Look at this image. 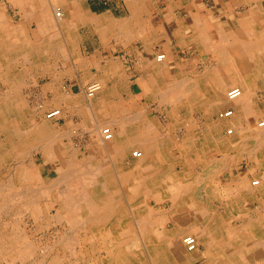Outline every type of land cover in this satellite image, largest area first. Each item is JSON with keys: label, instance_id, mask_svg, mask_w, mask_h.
<instances>
[{"label": "rangeland", "instance_id": "374dc122", "mask_svg": "<svg viewBox=\"0 0 264 264\" xmlns=\"http://www.w3.org/2000/svg\"><path fill=\"white\" fill-rule=\"evenodd\" d=\"M53 5L57 6V4ZM4 6L10 14L11 10L8 7L7 0L4 1ZM16 17L17 16L14 18L16 19ZM55 22L58 21L55 20ZM31 23L32 22L26 23L29 29L22 31L25 32L26 35L28 34L30 43L27 48L22 46V43L20 46H14L16 45L14 41L16 39L12 33L8 36L5 34V37L0 40V56H2L1 52L3 53L7 48L9 50L16 49V54L22 52L20 48L25 50L29 49L28 55L34 58L36 67V78H30L25 82L27 84L21 89L22 94L19 96L6 95L3 88H1V70L3 64L1 65L0 60V115L5 116L3 121L6 123V128H12V121L17 120V114L20 115V121L18 122H22L21 124L24 125L22 126L23 128L25 127V129H28L31 126L34 127L35 124L34 130L36 134H34L32 138L35 140H33L31 144L28 143L24 147V151L26 150L25 155H29L30 162L36 163L35 169L39 178L37 180L33 179L30 182L36 189L35 194L38 193V197L30 192V195L27 194L26 186H28V182L22 181L20 176L15 173L14 148L6 146L4 140L6 133L4 130L1 131L0 129V188H2L0 190V201L2 202L0 203V236L2 234L1 237L4 238L1 239L0 237V246L2 245L0 247V264H114L117 254L120 255L125 262L130 261L125 264H156L154 263V254L148 245L155 246V248L156 246L166 247L164 240L160 241V239L157 238L158 235H168L174 232L180 233L183 229L181 230L180 227L178 228L180 224L178 218L180 215L188 214L187 212L190 208L188 210L186 209L191 204L196 205V210L193 211L192 214H194L195 219L198 220L196 222L197 224L200 222L203 223L201 220L204 218H211V221H215L216 223L212 225L213 227L210 225L209 227L213 229L214 225H217V227L221 229L222 235L228 236L229 234L234 235L235 233L240 236L241 233H246L256 236V229L253 224L250 222L244 225L241 224L244 218L249 219V217H246L248 214L250 218L257 217L256 209L260 206V203L256 198L253 200L246 199L245 202L243 200L244 203H240V200L234 195L231 199L227 191L232 186L236 187V184L240 183L242 174L244 176L243 179H247V177L250 179L255 175H263L264 177V168L260 170L259 167L253 168L250 166L252 163V156L254 158H263L262 160L264 161V133L260 135V140L252 135L257 129L263 130V128H258L255 125L259 119L264 117V86L254 87L253 110L257 113L252 124L248 125L249 123L246 122V115L237 106H223L215 101L212 103L205 99L203 100L199 98L200 95L195 96L193 91L194 88L192 87H195L196 84L201 81L210 82L211 80H215L214 77L216 74L215 70L213 71L214 73H211V77H207L208 75L205 74L210 70L209 68H214L213 65H215L216 59L211 51L203 50L200 45L201 41L211 45L212 42L210 41L212 40L207 37L199 38L198 31H192L193 33L189 41H182V45L185 44V46L183 50H179V58L177 61L169 65L156 62L154 59L150 65L147 64L148 67H153L145 68L142 72L143 77L139 79V86L141 87L136 89L134 85H131V65L127 63V61L124 62L123 58L112 63L111 71L100 74L94 73L98 72L95 68L94 70H89L88 63L85 60L83 62L82 72L78 62L68 61L66 64L64 62L65 60H62V56L66 58V56L73 54V52L69 47L59 45V42L57 43L56 38L59 40V36H61L58 27H54V30L50 31H40L36 22ZM203 24L208 28L205 29L207 34L213 31L215 32V30L218 31L219 28L217 27L220 26L216 24L210 25L208 22ZM248 24L249 26L252 25L251 28L256 27L251 23ZM38 46L40 51L37 50ZM68 59H70L69 56ZM73 65H78L82 72L79 77L83 86L94 81L100 83V89L93 98H86L81 87L76 88V91L72 93L69 87L70 81H72L70 78L59 79L58 85L63 94L60 95L61 101H64L63 104L49 99V95H45L44 98L37 95L41 89L39 88V90L36 86L39 84L44 85V83L49 82L54 73L71 75L72 70H75ZM64 67H68L67 70L69 71L66 72ZM183 72H185L186 75ZM161 75H163L162 78H160ZM86 76H91L92 78L89 79L87 77L88 79H86ZM185 76L190 77L186 80ZM180 78L184 80L182 79L183 81H180ZM176 79L180 80L177 81ZM175 82H180L179 84L181 85L183 84L182 87L180 85V88L179 84L177 86ZM193 82L196 83H194L195 86ZM157 85L161 86L158 87ZM169 86L170 88H167L168 91L165 90L166 87ZM171 86L174 90H171ZM232 86L235 85H229L224 88L223 96L225 98L226 91ZM159 88L162 90L164 88V91H160ZM186 88H188L189 91L185 92L184 89ZM158 90L160 91L159 95L157 94ZM162 92L165 94V98ZM159 96H161V98ZM156 97L161 100L158 101ZM162 98L164 99L162 100ZM193 99L196 100L194 101ZM13 100H17L18 102L15 101L14 103ZM69 102H71V105ZM12 106L15 108L9 109ZM229 106L234 109L233 114L230 113L232 109L222 111ZM51 107L61 108V113L59 112L56 114L53 119H47L44 115L46 110ZM129 115L132 117L129 118ZM59 116L60 118L57 119ZM128 118L131 120L129 121ZM46 119L51 122L49 123L48 129L44 127L47 123L45 122ZM125 120H128V123H126L124 127V129H126V134L139 141L142 140L146 145L148 143L150 153L148 152V155L145 157V163L141 165L140 170L138 168L135 171L133 170L129 176L127 174L129 177L128 181H126L127 184L121 183L122 181L118 177L119 172L116 173V171H114L115 168L113 169V184L111 187L114 188V191H111H113L115 200L112 213L108 218L100 220L99 223L98 220L91 221V219L85 218L80 213L76 214L73 212V214L70 215L69 205L74 199L75 202L79 201L81 190L86 188L89 183L86 181L88 179H82L80 175V177L67 176L64 180L60 179L61 182L59 179L58 182L56 180L57 184L59 182V184H63H58V187L56 182H54L55 180L52 178L54 176L51 171L57 172L59 168L60 171L69 168V166H66V164L64 165V163L63 165L60 164L62 161L57 158L59 157L58 155L61 156L59 153H64L68 155V157L70 156L72 160H68L70 163L73 162V164H75L78 162V164H81L80 166L86 167L89 162H85V165L83 162L87 160L85 158L88 155L89 146H91L92 143L101 141L99 134L100 127L110 125L114 131V135H117L120 130L123 129L119 126H121ZM148 123L150 124L149 127H147L149 125ZM97 124H100V126L97 127ZM229 126L233 128L231 134L225 132V129ZM52 134L58 137H54ZM145 137L147 140H145ZM148 138L151 140H148ZM4 142L5 144L2 146ZM46 145L49 147H46ZM254 145H257L255 146L256 148H253ZM117 146V144L113 145V151ZM132 148L140 149L137 146ZM109 149H111V147H109ZM45 150L47 152L49 151L48 153L50 154L54 152V154L56 153L58 155L57 157L55 155L52 156L54 157L53 159ZM230 153L233 156L230 155ZM113 157L108 158L107 156V161L114 159ZM215 157H218V160L214 159ZM219 157H221V159ZM129 158L130 156L125 159L126 168L130 167V163H132L131 158ZM210 167H212L211 169H215L211 171ZM209 173L214 176L212 175L210 177ZM132 175H134L133 178L136 176L137 179L140 176L139 180L136 179V182L141 185L137 187L138 189H131V186L134 185L133 181H131ZM217 176L219 178L218 181L215 180ZM69 177H72V180H79L80 178L81 180H75L72 181L74 182L72 183ZM55 178H57V176ZM67 180L69 181L66 182ZM214 182L221 183L222 186L224 185V188L221 191H210L211 185L215 184ZM51 183H55V185ZM45 185L49 186L50 189L43 192L44 190L41 189V186ZM75 185L77 188H80V190L77 189L79 191H76ZM83 185L87 186L84 187ZM7 186H13L12 189H15L14 192L20 190V195L14 193L11 187L7 188ZM52 186L56 188L54 189ZM3 189L4 191H2ZM258 191L259 190H257L256 194L259 197L257 198L264 201V193ZM30 199L35 200L34 206L32 205L33 201ZM81 199L82 198H80V201ZM61 202L63 204L67 203L68 205H61L59 208L58 205ZM202 215L206 216L202 217ZM258 222L264 223V219L260 217ZM12 227H14L13 230L11 229ZM147 231L150 232L147 233ZM213 231L214 230H212V234ZM185 232L181 233L180 237L184 234H192L189 231ZM16 235L19 237L18 240L20 242L16 240L19 244L15 242ZM121 235L128 238L122 239L120 237ZM108 236H110L113 241H111V238H108ZM146 236L148 237L146 238ZM69 238L72 240L71 245L70 242H68L70 241ZM135 239L138 244H134L136 241ZM142 241L144 243H142ZM236 241L237 243L240 242V237L237 238ZM67 243L73 246H65L68 245ZM109 243L116 244L117 247H115L116 255H111L109 262H107L108 257L105 252V247ZM234 245L233 248L237 249V245ZM67 247L70 249L69 251H67ZM165 249L167 250V248ZM71 250L72 253L70 252ZM191 250L194 254L191 258L187 257V254H181L182 258H180L177 254L175 255L170 250H167L168 254L166 261H163L164 263L158 262V264H210L218 259V257L222 258V255H216L214 252L211 253L208 249L206 250L204 242L198 239L197 248L195 247ZM20 253L22 254L21 256ZM68 254L70 255L68 256Z\"/></svg>", "mask_w": 264, "mask_h": 264}, {"label": "bare ground", "instance_id": "6f19581e", "mask_svg": "<svg viewBox=\"0 0 264 264\" xmlns=\"http://www.w3.org/2000/svg\"><path fill=\"white\" fill-rule=\"evenodd\" d=\"M45 1V0H44ZM1 2V1H0ZM47 3V1H45ZM40 3H44L43 1ZM12 4V3H11ZM48 4V3H47ZM41 5V4H40ZM17 6V5H16ZM27 6V5H26ZM52 6V5H51ZM66 6V5H65ZM1 7V5H0ZM27 8V7H26ZM51 9V8H50ZM137 9V8H136ZM149 9V8H148ZM147 9V10H148ZM3 10V9H2ZM158 11V10H157ZM209 12V9H208ZM51 13L50 17L54 15V20H57L58 22L60 21V15H61V11L58 8V6H52V9L48 12ZM152 14V12H151ZM198 14V12H197ZM5 15V14H4ZM197 16V15H195ZM148 17V16H147ZM194 17V16H193ZM21 19V18H20ZM251 19V18H250ZM8 20V19H7ZM18 20V19H17ZM32 20V19H31ZM199 20V19H197ZM6 21V20H5ZM11 21V20H10ZM192 21V18H191ZM3 22V21H2ZM66 22V21H65ZM193 22H196L195 20ZM198 22V21H197ZM237 22V21H236ZM8 23V22H7ZM12 23V22H11ZM43 23V21H42ZM188 23V22H187ZM248 23L253 24L254 26H256L255 28H251L252 25L249 26ZM10 24V22H9ZM40 24V23H39ZM199 24H201L200 26L197 27V25H195L197 27V29L195 28V31H198V36L199 38L202 37H207L209 39H211L212 42L211 45L205 44L202 41L200 42L203 50L206 51H211L212 54L215 56L216 59V63L214 66V68H209L210 70H208V72H206L205 74H207V77H211V73H214L213 71L215 70V80H211L210 82H204L201 81L200 83L196 84L195 82H193L195 87L194 88V93L195 96H199V98L201 99H205L207 101H210L212 103L217 102L218 104H222L224 105H235V107L237 106L247 117V123H249L248 125L252 124V121L254 119V117L256 116L257 112H254L255 110H253V103H254V93H255V89L254 87H262L264 86V12H262L257 18L256 20L252 23V22H245L244 24L240 25L239 27H237L236 29H219L218 31L215 30V32H211L210 34H207L205 31V29H208L205 24L199 22ZM211 24V23H210ZM51 25V24H50ZM65 25V24H64ZM186 25V24H185ZM30 26V25H29ZM53 26V25H51ZM156 26V24L154 25ZM159 26V25H158ZM253 26V27H254ZM38 27V26H37ZM58 27V26H57ZM65 27V26H64ZM157 27V26H156ZM162 27V26H161ZM52 28V27H51ZM163 28V27H162ZM53 29V28H52ZM214 29V28H213ZM48 30V29H47ZM59 30V29H58ZM41 31V30H40ZM44 31V30H43ZM50 31V30H48ZM71 31V30H70ZM158 32V31H157ZM159 33V32H158ZM44 34V33H42ZM47 34V33H45ZM195 35V33H194ZM42 36V35H41ZM44 36V35H43ZM189 36V35H188ZM11 37V36H10ZM16 37V35H15ZM185 37V36H184ZM195 37V36H194ZM1 38V37H0ZM13 38V37H11ZM17 38V37H16ZM191 38V36H190ZM18 39V38H17ZM179 39V38H178ZM20 40V39H19ZM187 40V39H186ZM134 41V40H133ZM17 42V40H16ZM35 42V41H34ZM199 42V41H198ZM58 43V41H57ZM43 44V43H42ZM23 45V44H22ZM15 46V45H14ZM31 46V45H30ZM184 48V47H183ZM200 48V47H199ZM32 49V48H31ZM11 50V49H10ZM35 50V48H34ZM37 50H39V46L37 47ZM40 51V50H39ZM42 51V50H41ZM226 51V52H225ZM129 52V51H128ZM2 53V52H1ZM25 53V52H24ZM36 53V52H35ZM40 53V52H39ZM163 53V52H162ZM29 54V53H28ZM161 53H158L155 55V61L156 62H160L162 63V61L166 58L165 53L164 56L161 59H158V55H160ZM17 56V55H16ZM1 58V56H0ZM39 58V57H38ZM193 58V57H192ZM4 58L0 59L1 60V65L3 64V60ZM208 59V58H207ZM202 60V59H201ZM200 60V61H201ZM97 61V60H96ZM203 61V60H202ZM213 61V59H212ZM197 62V61H196ZM83 63V62H82ZM164 63V62H163ZM200 64V63H199ZM213 64V63H212ZM48 65V64H47ZM34 66V65H33ZM153 66H150L149 68H151ZM210 67V66H208ZM161 68V67H160ZM43 69V68H42ZM166 69V68H165ZM191 69V68H190ZM193 70V69H192ZM21 71H25V68H22ZM151 71V70H150ZM160 71V70H159ZM168 71V70H166ZM165 71V72H166ZM198 71V70H197ZM3 72V70H2ZM4 73V72H3ZM185 73V72H183ZM198 73V72H197ZM168 74V73H167ZM173 74V73H172ZM184 75V74H183ZM186 75V73H185ZM153 77V76H152ZM163 75L160 76V78H162ZM172 77V76H171ZM183 77V76H182ZM186 80L188 77L190 76H185ZM218 77V79H217ZM213 78V79H214ZM168 79V78H167ZM174 79V77H173ZM181 79V80H180ZM180 81H183V78H180ZM183 79V80H182ZM191 79V78H189ZM177 80V79H176ZM177 80V81H179ZM247 80H251V81H247ZM200 81V80H198ZM27 82V81H26ZM92 83V82H90ZM89 83V84H90ZM94 83L97 84V88L95 89V91L93 92V94L91 96L87 95V92L85 90V88L83 89V94L85 95L86 98L90 99L93 98L96 93L99 91L100 89V83L94 81ZM180 83V82H179ZM177 82H175V84H178ZM163 84V83H162ZM161 84V85H162ZM159 85V86H161ZM181 84H179L180 87ZM183 85V84H182ZM181 85V87H182ZM229 85H235L232 86L231 88H229L226 91V98L223 96V91L224 88L229 86ZM158 86V85H157ZM158 86V87H159ZM175 86V87H177ZM63 87V86H62ZM154 87V86H153ZM163 87V86H162ZM172 87V86H171ZM180 87V88H181ZM187 87V86H185ZM238 88L240 90L239 95H237L234 98H229L228 96V91L232 88ZM6 88V87H5ZM166 87L165 90H167ZM184 88V87H183ZM190 88V87H189ZM4 89V88H3ZM22 89V88H21ZM64 89V88H63ZM160 89V88H159ZM187 89V90H186ZM184 89L185 92L189 91L188 88ZM191 89V88H190ZM264 89V88H263ZM32 90V89H31ZM65 90V89H64ZM162 89H160L161 91ZM171 90H174V88L172 87ZM261 90V89H260ZM258 90V91H260ZM159 90L157 91L158 95H159ZM164 91V88L163 90ZM168 91V90H167ZM180 91V90H179ZM262 91V90H261ZM3 92V91H2ZM1 92V93H2ZM73 92V90H72ZM173 92V91H172ZM184 92V93H185ZM67 93V92H66ZM167 93V92H166ZM183 93V94H184ZM68 95V94H66ZM162 95L165 98V94L162 92ZM25 97V96H24ZM69 97V96H68ZM161 98V96H159ZM261 97V96H260ZM157 98V97H156ZM162 98V100L164 99ZM198 98V99H199ZM21 99V98H19ZM158 99V98H157ZM197 99V100H198ZM22 100V99H21ZM161 100V99H160ZM158 99V101H160ZM172 100V99H171ZM194 101L196 99H193ZM36 101V100H35ZM174 101V100H173ZM15 102V101H14ZM18 102V101H16ZM105 102V101H104ZM26 104V103H24ZM33 104V103H32ZM37 105V104H36ZM39 105V104H38ZM34 106V105H33ZM77 106V105H76ZM160 106V105H159ZM165 106V104H164ZM163 106V107H164ZM188 106V105H187ZM261 106V105H260ZM74 107V106H72ZM167 107V105H166ZM262 107V106H261ZM31 108V106H30ZM35 108V107H34ZM37 108V107H36ZM75 108V107H74ZM86 108V107H85ZM89 108V107H88ZM168 108V107H167ZM77 109V108H76ZM232 109V111H230V113L233 114L234 109L229 106L224 108L222 111L224 110H230ZM54 111L57 110V113H54L52 116H48L47 112L50 111ZM221 110V109H220ZM23 111V110H22ZM61 113V108H51L49 110H47L45 112L44 117L47 119H53L56 114ZM182 112V111H181ZM137 113V112H136ZM132 114V113H130ZM259 115V113H258ZM19 114H17V120H13L12 121V128H6V123H4V119L5 116H1L0 115V129L1 131L4 130V132L6 133L5 135V142H6V146L7 147H12L14 148V159H15V173H17L20 178L22 179V181H27L28 182V186H26L27 189V194H29V192L31 194H35V188L33 187V185L31 184V180L33 179H38V175H37V171L35 169V164L33 162H30V157L29 155H25L26 150L24 151V147L29 143L31 144L33 142L32 139L34 137L35 130V124L34 127H29L28 129H25V127L23 128L22 126H24L23 124H21L22 122H18L20 121L19 119ZM261 116V115H260ZM127 117V116H126ZM132 116L129 115V118H131ZM213 117V116H212ZM262 117V116H261ZM121 118V117H120ZM123 118V117H122ZM128 118V120H129ZM45 122H47L45 124L44 127H47L45 129H48L49 127V120H47ZM113 119V118H112ZM127 119V118H126ZM242 119V118H241ZM128 120L123 121L124 123L122 124L121 122V129L120 132L117 135H114V131L112 129V127L110 125H106V126H102L99 129V134L101 137V141L99 142H95L92 143L91 146H89L88 150V155L85 159H87L86 161H84V165L85 162H89V164L86 167L80 166L81 164L78 162L73 164L70 163L71 157L69 158L68 155L64 154V153H59L61 154H54V152H52L51 154L48 153L46 150V152L48 154L52 156H56L57 155L59 157H57L59 160L62 161V164L64 163V165L66 164V166L68 165L69 168L65 169L63 171L57 170V172H52L53 176L52 177L56 182H58V179L60 181V179L67 178V176H78L82 179L86 178L88 180L87 183L88 186L86 187L85 185H83L86 188H83V190H81V201L79 198V201L75 202V199L73 202H71V204L69 205V213L70 215L73 214V212L80 213L82 214L85 218L91 219V221H97L100 223V220L102 219H106L108 218L111 213H112V208L114 205V196H113V191L114 188H112V184H113V169L115 168L114 171L119 172L118 177L120 178V180L122 181L121 183L127 184L126 181H128V176L131 174V172H133V170L135 171L136 169L139 168L141 165H143L146 161L145 157L148 155L149 152V146L148 143L147 145L145 144V142H143L142 140H137L135 138H133L132 136H128L125 132L126 129H124L125 124L128 123ZM131 120V119H130ZM129 120V121H130ZM226 120V119H225ZM193 121V120H192ZM134 122V121H133ZM242 122V121H241ZM15 123V124H14ZM41 123V122H40ZM103 123V122H102ZM147 123V122H146ZM101 124V123H100ZM100 124H97V127L100 126ZM149 124V123H148ZM147 124V125H148ZM207 124V123H206ZM232 124V123H231ZM243 124V123H242ZM150 124L147 126L149 127ZM233 126V125H232ZM256 127L258 128H263L264 130V117L259 119L256 122ZM42 127V126H41ZM135 127V126H134ZM5 128V129H4ZM104 128H109L110 134L111 136L106 138L104 136L103 133V129ZM136 128V127H135ZM36 129V128H35ZM86 129V128H85ZM151 129V128H150ZM87 130V129H86ZM132 130V129H131ZM227 134H231L233 132V128L232 127H227L225 129ZM263 130L261 129H257L256 131L253 132V136L257 137L258 140L260 135H262ZM45 131V130H44ZM43 131V133H44ZM40 132V131H39ZM178 132V131H177ZM239 132V131H238ZM41 133V132H40ZM55 133V132H53ZM2 135V134H1ZM54 136V134H52ZM154 136V135H153ZM52 137V136H51ZM54 137H58V136H54ZM148 137V136H147ZM152 137V136H151ZM146 138V137H145ZM229 138V137H228ZM247 138V137H246ZM50 139V138H47ZM53 139V138H52ZM140 139V138H139ZM242 139V138H241ZM256 139V138H255ZM264 139V138H263ZM55 140V139H54ZM120 140V141H119ZM147 140V138L145 139ZM148 140H151L148 138ZM45 141V140H44ZM48 141V140H47ZM50 141V140H49ZM255 141V140H254ZM2 143V146L5 144ZM42 142V141H41ZM120 142V143H119ZM241 142V141H240ZM253 142V141H252ZM256 142V141H255ZM38 144V143H37ZM48 144V143H47ZM117 144L118 146L114 149L113 151V145ZM153 144V143H152ZM217 144V143H216ZM255 144V143H254ZM257 144V143H256ZM264 144V143H263ZM150 145V144H149ZM199 145V144H198ZM230 145V144H229ZM259 145V144H258ZM261 145V144H260ZM34 146V145H33ZM44 146V145H43ZM137 146L140 149H133L132 147ZM175 146V145H174ZM228 146V145H227ZM232 146V145H231ZM254 145L253 148H256ZM32 147V146H31ZM46 147H49L46 145ZM109 147H111V149H109ZM152 147V146H151ZM263 148V147H262ZM162 149V148H161ZM171 149V148H170ZM228 149V148H226ZM241 149V148H240ZM251 149V148H250ZM261 149V148H260ZM12 150V149H11ZM48 150V149H47ZM148 150V151H147ZM166 150V149H165ZM214 150V149H213ZM253 150V149H251ZM256 150V149H255ZM254 150V151H255ZM151 151V150H150ZM163 151V150H162ZM198 151V150H197ZM237 151V150H236ZM37 152V151H36ZM29 153V152H28ZM139 153V154H137ZM150 153V152H149ZM255 153V152H254ZM27 154V153H26ZM46 154V153H45ZM47 154V155H48ZM239 154V153H238ZM252 154V153H251ZM230 155H232L230 153ZM241 155V154H239ZM256 155V154H254ZM107 156L108 158H113L114 159H110V161H107ZM130 156L132 163H130V167H125V159ZM233 156V155H232ZM231 156V157H232ZM244 156V155H243ZM201 157V156H200ZM222 157V156H221ZM221 157H219L221 159ZM47 158V157H46ZM54 159V157H52ZM129 158V159H130ZM224 158V157H223ZM233 158V157H232ZM9 159V158H8ZM84 159V160H85ZM218 160V157L214 158ZM229 159V158H228ZM263 159V158H262ZM259 157H253L252 156V163L250 166H252L253 168H258L261 170H263L264 168V161ZM27 160V161H26ZM45 160V159H44ZM13 161V160H12ZM72 161V160H71ZM213 161V160H212ZM233 161V160H231ZM250 161V159H249ZM9 162V161H8ZM218 162V161H217ZM221 163V162H220ZM212 164V163H211ZM225 164V163H224ZM129 166V164H128ZM222 166V165H221ZM161 167V166H160ZM196 167V166H195ZM74 168V169H73ZM76 168V169H75ZM87 168V169H86ZM204 168V167H203ZM212 167H210L211 169ZM225 168V166H224ZM56 169V168H55ZM79 169V170H78ZM81 169V170H80ZM207 169V168H206ZM215 169V168H213ZM211 169V171L213 170ZM79 171V172H77ZM224 171V170H223ZM164 172V171H163ZM204 172V171H203ZM215 172V171H214ZM222 172V171H221ZM249 172V171H248ZM14 173V175H15ZM161 173V172H160ZM213 173V172H212ZM218 173V172H217ZM128 174V176H127ZM159 174V173H158ZM163 174V173H162ZM211 174V173H209ZM230 174V173H229ZM9 175V174H8ZM80 175V176H79ZM160 175V174H159ZM7 176V175H6ZM12 176V175H11ZM57 176V178H55ZM134 175H132V180L134 185L131 186V189H138L137 187L141 186L139 185L138 182H136L137 180L140 179V176L137 177L135 176L133 178ZM208 176V175H206ZM205 176V177H206ZM229 176V175H228ZM249 176V175H248ZM260 176V178H259ZM259 176H253L252 178H248L247 179H243V174H242V178L240 180L239 184H236V187L232 186L231 188L228 189L227 194L232 197H236L238 200H240V203H244L246 199H257L258 202L260 203V206H258V208L256 209V218H250V215L248 214L249 219L244 218L243 223L241 225H244L245 223L250 222L251 224H253L254 228L256 229L255 233L256 236H252L250 234H246V233H241L240 236H238L237 234L234 233V235L229 234L227 235H222L221 229H219L217 227V225H214V228L211 229L210 226H212L214 223H216L215 221H211V218H204L201 221L203 223H199L197 224L196 222L198 221L197 219H195V215L192 214L193 211L196 210V205L195 204H191L187 207L186 210H188V214H183L179 216V221L180 224L178 225V228L180 227V229L182 231H180V233H170L168 235H158V239L164 240L166 247H161V246H150V244L148 245V247L151 249V251L153 252V256H154V263L158 264V262H165L166 261V257H167V250L171 251L173 254H177L180 258L181 254H187V257L193 256V251L191 249H188L187 244L184 242L183 238L186 237L187 235H190L191 237L194 238L195 240V246L197 248V239L204 242L205 244V248L206 250L208 249L211 253H215L216 255H222V258L216 259L213 263L210 264H264V223H259V219L261 217V219H264V201L259 197L256 193L257 190H259L260 192L264 193V177L263 175H259ZM72 177H69L71 179L70 182L78 180V179H73ZM150 177V176H149ZM193 177V176H191ZM209 177V176H208ZM206 177V178H208ZM11 178V177H10ZM81 178L79 180H81ZM117 178V177H116ZM145 178V177H144ZM230 178V177H229ZM239 178V177H238ZM52 179V181H53ZM69 179V180H70ZM118 179V178H117ZM137 179V180H136ZM142 179V178H141ZM189 179V178H188ZM218 176L215 179L216 181H218ZM12 180V179H11ZM66 180V179H65ZM69 180H67L66 182H68ZM78 180V181H79ZM229 180V179H228ZM6 181V180H5ZM13 181V180H12ZM47 181V180H46ZM78 181H77V185H78ZM118 181V180H116ZM192 181V180H191ZM225 181V180H224ZM43 182V181H42ZM56 182V185H58ZM69 182V183H70ZM84 182V180H83ZM150 182V181H149ZM211 182V181H210ZM221 182V181H220ZM18 183V182H17ZM53 183V182H52ZM51 183V184H52ZM63 183V182H62ZM74 183V182H72ZM85 183V182H84ZM120 183V184H121ZM138 183V184H137ZM153 183V182H152ZM205 183V182H204ZM213 183V182H211ZM226 183V182H225ZM5 184V183H4ZM14 184V183H13ZM48 184L50 185V183L48 182ZM81 184V183H80ZM201 184V183H200ZM199 184V185H200ZM221 184V183H220ZM10 185V184H9ZM19 185V184H17ZM52 185H55L52 184ZM59 185H63V184H59ZM58 185V187H59ZM82 185V184H81ZM80 185V186H81ZM5 186V185H4ZM3 186V187H4ZM16 186V185H15ZM22 186V185H21ZM20 186V187H21ZM24 186V185H23ZM66 186V185H65ZM72 186V185H71ZM82 186V187H83ZM228 186V185H227ZM11 186H7V188H10ZM13 187V186H12ZM11 187V189H12ZM53 187V186H52ZM69 187V186H67ZM76 187V191H79L80 188L75 185ZM81 187V189H82ZM119 187V186H118ZM151 187V186H150ZM159 187V186H158ZM208 187V186H206ZM54 188V187H53ZM56 188V187H55ZM54 188V189H55ZM72 188V187H70ZM121 188V187H120ZM125 188V187H124ZM197 188V187H196ZM203 188V187H202ZM2 188H0L1 190ZM19 189V188H18ZM41 189L44 190L43 192H46L47 189L49 190L50 187L45 185V186H41ZM79 189V190H77ZM152 189V188H151ZM13 190V189H12ZM113 190V191H111ZM122 190V189H121ZM131 190V191H132ZM4 191V189L2 190ZM9 191L11 192V190L9 189ZM15 191V189L13 190V192ZM23 191V190H21ZM63 191V190H62ZM150 191V190H149ZM204 191V190H203ZM258 191V192H259ZM41 192V191H40ZM42 192V194H43ZM56 192V191H55ZM59 192V190H58ZM75 192V191H74ZM112 192V193H111ZM137 192V191H136ZM14 193H18L20 195V190ZM48 193V192H47ZM73 193V192H72ZM168 193V192H167ZM241 193V194H240ZM38 193H36L35 195L37 196ZM70 194V193H69ZM79 194V193H78ZM118 194V193H117ZM135 194V192H134ZM194 194V193H193ZM32 195V196H33ZM34 195V196H35ZM76 195V194H75ZM149 195V194H148ZM234 195V196H233ZM243 195V196H242ZM47 196V194H46ZM117 196V195H116ZM133 196V195H132ZM131 196V197H132ZM38 197V196H37ZM76 197L78 198V196L76 195ZM142 197V196H141ZM150 197V196H149ZM200 197V195H199ZM33 198V197H32ZM244 198V199H243ZM12 199V198H11ZM15 199V198H14ZM17 199V198H16ZM34 199V198H33ZM73 199V198H72ZM120 199V198H119ZM140 199V198H139ZM13 200V199H12ZM32 200V199H30ZM70 200V199H69ZM204 200V199H203ZM237 200V201H238ZM244 200V202H243ZM28 201V200H27ZM32 205L34 204L35 200H32ZM5 202V201H3ZM7 202V201H6ZM26 202V201H25ZM0 203H2L0 201ZM14 204V202H13ZM26 204V203H25ZM246 204V203H245ZM10 205V204H9ZM19 205V204H18ZM61 205H65L67 206V203H60L58 205V207L60 208ZM257 205V204H256ZM262 205V206H261ZM4 206V205H2ZM34 206V205H33ZM57 206V205H56ZM64 206V207H65ZM207 206V205H206ZM218 206V205H217ZM6 207V206H5ZM257 207V206H256ZM4 208V207H3ZM209 208V207H208ZM218 208V207H217ZM252 208V207H251ZM250 208V209H251ZM255 208V206H254ZM7 209V208H6ZM5 209V210H6ZM18 209V208H17ZM198 209V208H197ZM210 209V208H209ZM220 209V208H219ZM218 209V210H219ZM234 209V208H233ZM254 210V209H252ZM4 211V210H2ZM12 211V210H11ZM51 211V210H50ZM164 211V210H163ZM213 211V210H212ZM222 211V210H221ZM19 212V211H18ZM142 212V211H141ZM211 212V211H210ZM223 212V211H222ZM225 212V210H224ZM4 213V212H3ZM6 213V212H5ZM49 213V212H48ZM52 213V212H51ZM157 213V212H156ZM251 213V212H250ZM1 214V213H0ZM4 215V214H3ZM224 215V214H223ZM227 215V214H226ZM14 216V215H13ZM206 216V215H202ZM254 216V215H253ZM1 217V216H0ZM255 217V216H254ZM259 217V218H258ZM14 218V217H13ZM197 218V217H196ZM223 218V217H222ZM221 218V219H222ZM155 219V218H154ZM217 219V218H216ZM1 220V219H0ZM7 220V219H5ZM4 220V221H5ZM9 220V219H8ZM112 220V219H111ZM224 220V219H223ZM234 220V219H233ZM3 221V222H4ZM26 221V220H25ZM211 221V222H210ZM16 222V221H15ZM82 222V221H81ZM108 222V221H107ZM167 222V221H166ZM2 223V222H1ZM221 223V222H220ZM8 224V223H7ZM110 224V223H109ZM263 224V225H262ZM10 225V224H9ZM12 225V223H11ZM121 225V224H120ZM124 225V224H123ZM168 225V224H167ZM14 226V225H13ZM18 226V225H17ZM162 226V225H161ZM6 227V226H5ZM19 227V226H18ZM160 227V225H159ZM213 227V226H212ZM217 227V228H216ZM241 227V226H240ZM3 228V227H1ZM14 227H12L11 229L13 230ZM101 228V227H100ZM121 228V227H120ZM244 228V226H243ZM22 229V228H20ZM152 229V228H151ZM218 229V230H217ZM6 230V229H5ZM19 230V229H17ZM144 230V229H143ZM212 230L213 234H212ZM7 231V230H6ZM20 231V230H19ZM160 231V230H159ZM169 231V230H168ZM185 231H189L192 234H184L180 237L181 233L185 232ZM1 232V231H0ZM3 232V231H2ZM13 232V231H12ZM11 232V233H12ZM150 231H147V233ZM161 232V231H160ZM224 232V231H223ZM16 233V232H15ZM138 233V232H137ZM186 233V232H185ZM226 233V232H224ZM110 234V233H109ZM155 234V232H154ZM227 234V233H226ZM8 235V234H7ZM150 235V233H149ZM2 236V234H1ZM0 236V237H1ZM15 236V235H14ZM13 236V237H14ZM17 236V235H16ZM12 237V238H13ZM60 237V236H59ZM122 239L124 238H128L126 236H120ZM141 237V236H140ZM148 236H146L147 238ZM240 237V242L237 243L236 239ZM3 237H1L2 239ZM108 238H111L110 236H108ZM4 239V238H3ZM19 237H15V242H17L16 240H18ZM228 239V240H227ZM56 240V239H55ZM70 241V245H71V241L72 240L69 238ZM103 240V239H102ZM111 241H113V239H110ZM136 240V239H135ZM1 241V240H0ZM19 241V240H18ZM141 241V238H140ZM3 242V241H2ZM20 242V241H19ZM159 242V241H158ZM232 242V243H231ZM5 243V242H4ZM142 243H144L142 241ZM3 244V243H2ZM16 244H19L18 242ZM65 244V243H64ZM68 245L65 246H69V243H67ZM134 244H138L137 240L134 242ZM234 244L237 245V249H234L233 246H235ZM239 245V247H238ZM2 246V245H1ZM0 246V247H1ZM203 246V245H202ZM115 247H117L116 244H112L109 243L106 247H105V252L107 254V262H109V258L111 255H116V249ZM185 251H184V249ZM199 247V246H198ZM75 248V247H74ZM167 248V250L165 249ZM241 248V250H240ZM68 249V247H67ZM70 249H68L67 251H69ZM150 251V252H151ZM23 252V251H22ZM72 253V250L70 251ZM44 253V252H43ZM48 254V253H47ZM67 254V253H66ZM75 254V253H74ZM148 254V253H147ZM202 254V253H201ZM214 254V255H215ZM22 254L20 253V256ZM24 255V254H23ZM46 255V252H45ZM44 255V256H45ZM70 254H68L69 256ZM171 255V254H170ZM197 256V255H196ZM238 259H237V257ZM24 257V256H23ZM171 257V256H170ZM213 257V256H212ZM224 257V258H223ZM73 258V257H72ZM75 258V257H74ZM81 258V257H80ZM172 258V257H171ZM176 258V257H175ZM76 259V258H75ZM149 259V258H148ZM174 260V259H173ZM190 260V259H189ZM194 260V259H193ZM26 261V260H25ZM208 261V260H207ZM67 262V261H66ZM130 262V261H128ZM125 262L123 260V258L117 254V257L114 261V264H125L128 263ZM163 262V263H164ZM188 262V261H187ZM34 263V262H33ZM131 264V263H129ZM188 264V263H187ZM190 264V263H189Z\"/></svg>", "mask_w": 264, "mask_h": 264}, {"label": "crops", "instance_id": "0c3cea01", "mask_svg": "<svg viewBox=\"0 0 264 264\" xmlns=\"http://www.w3.org/2000/svg\"><path fill=\"white\" fill-rule=\"evenodd\" d=\"M0 1V40L5 34L8 36L12 33L17 40H14L15 46L22 43L27 48L30 43L28 34L22 32L29 29L26 23L36 22L39 30L46 31L58 26L61 36L56 41L73 52L68 55L70 59L62 56L66 64L68 61L78 62L83 72L82 62L86 60L88 69L95 68L98 72L94 73L100 74L111 71L112 63L123 58L124 62L131 65V85L136 89L141 87L139 79L143 77L142 72L148 67L147 64L153 62L156 54L165 53L166 58L162 61L164 64L170 65L178 60V52L185 46L182 41L190 40L192 31L201 25L199 22L233 30L245 22L253 23L264 12V0H45L48 4L44 0H7L11 10L9 14L4 6L5 0ZM53 4H57L61 11L59 22H55L50 17L51 13H48ZM20 50L22 52L16 54V49L7 48L1 53L0 59L4 58L1 88H4L6 95L19 96L22 94L21 88L27 84L25 82L36 78L35 60L28 55L29 49ZM73 66L75 70H72L71 75L54 73L49 82L36 86L41 89L37 95L43 98L49 95V99L63 104L60 97L63 94L58 85L60 78L72 79L73 82L69 84L71 91L75 92L76 88L81 87L83 92L85 86L79 77L82 72L78 65ZM22 68L25 71L19 72ZM64 69L69 71L68 67ZM14 108L12 106L9 109ZM214 183L210 191H221L224 188V185Z\"/></svg>", "mask_w": 264, "mask_h": 264}, {"label": "built area", "instance_id": "2783aa9c", "mask_svg": "<svg viewBox=\"0 0 264 264\" xmlns=\"http://www.w3.org/2000/svg\"><path fill=\"white\" fill-rule=\"evenodd\" d=\"M164 56L163 53H161L160 55H158V59H161L162 57ZM97 88V84L92 82L90 84H88L85 88L86 92H87V95L88 96H91L93 94V92L95 91V89ZM240 93V90L238 88H232L228 91V96L229 98H234L236 97L237 95H239ZM54 113H57V110H52L50 112H47V115L50 117L52 116ZM103 133H104V136L106 138L110 137L111 134H110V131H109V128H104L103 129ZM139 154V153H137ZM184 242L187 244V247L188 249H194L196 246H195V240L193 237H191L190 235H187L186 237L183 238Z\"/></svg>", "mask_w": 264, "mask_h": 264}]
</instances>
